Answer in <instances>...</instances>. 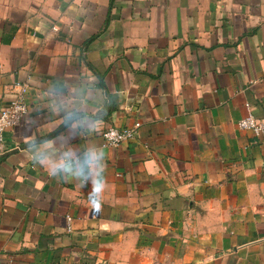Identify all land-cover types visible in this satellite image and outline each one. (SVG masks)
I'll return each instance as SVG.
<instances>
[{
  "label": "crops",
  "instance_id": "crops-1",
  "mask_svg": "<svg viewBox=\"0 0 264 264\" xmlns=\"http://www.w3.org/2000/svg\"><path fill=\"white\" fill-rule=\"evenodd\" d=\"M18 84L0 264H264V0H0Z\"/></svg>",
  "mask_w": 264,
  "mask_h": 264
},
{
  "label": "built area",
  "instance_id": "built-area-1",
  "mask_svg": "<svg viewBox=\"0 0 264 264\" xmlns=\"http://www.w3.org/2000/svg\"><path fill=\"white\" fill-rule=\"evenodd\" d=\"M16 95L0 111V157L6 152L5 133L8 129L19 126L29 114V86L18 84ZM140 122L134 125L119 128L107 127L103 132L104 142L107 146L117 147L122 143L136 137ZM241 129L251 131L256 137L264 138V121L258 120L251 112L238 121ZM73 217H67V230L71 231Z\"/></svg>",
  "mask_w": 264,
  "mask_h": 264
},
{
  "label": "clouds",
  "instance_id": "clouds-1",
  "mask_svg": "<svg viewBox=\"0 0 264 264\" xmlns=\"http://www.w3.org/2000/svg\"><path fill=\"white\" fill-rule=\"evenodd\" d=\"M94 191H97V193H98V190H97V189H95V188H94Z\"/></svg>",
  "mask_w": 264,
  "mask_h": 264
}]
</instances>
